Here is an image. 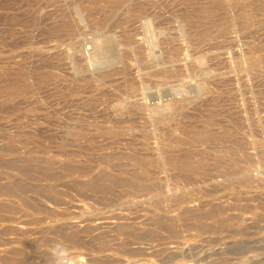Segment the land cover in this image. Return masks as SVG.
Returning a JSON list of instances; mask_svg holds the SVG:
<instances>
[{
  "label": "rangeland",
  "instance_id": "rangeland-1",
  "mask_svg": "<svg viewBox=\"0 0 264 264\" xmlns=\"http://www.w3.org/2000/svg\"><path fill=\"white\" fill-rule=\"evenodd\" d=\"M0 264H264V0H0Z\"/></svg>",
  "mask_w": 264,
  "mask_h": 264
},
{
  "label": "bare ground",
  "instance_id": "bare-ground-1",
  "mask_svg": "<svg viewBox=\"0 0 264 264\" xmlns=\"http://www.w3.org/2000/svg\"><path fill=\"white\" fill-rule=\"evenodd\" d=\"M106 42H107V40H106ZM106 42H104L105 43V45H106ZM103 43V44H104ZM109 43L111 44V42L109 41ZM109 43H107V44H109ZM113 43V42H112ZM102 46V45H101ZM99 47V46H98ZM97 47V48H98ZM108 47H113V46H111V45H107V48ZM94 48H96V47H94ZM96 48V49H97ZM106 48L104 47V46H102V47H99L97 50L98 51H103V50H105ZM114 49V48H113ZM113 49H112V53H113ZM108 50V49H107ZM109 51H110V49H109ZM109 51L108 52H105V53H107V54H109ZM115 51V50H114ZM97 53H99V52H97ZM105 53H103L104 54V56L106 55ZM111 53V56H113V54ZM99 54H102V53H99ZM108 56H110V54L108 55ZM115 59V58H114ZM105 61V60H104ZM110 61V60H109ZM112 62V61H111ZM173 162V161H172ZM175 162V161H174ZM179 162V161H178ZM178 162H176V163H178ZM182 162V161H181ZM175 165V164H174ZM180 165V164H179ZM26 166V165H25ZM81 169V168H80ZM80 169H78V170H80ZM87 169V168H86ZM241 177V176H240ZM99 178V177H98ZM103 178H105V177H103ZM103 178H101V179H103ZM242 178V177H241ZM246 179V178H245ZM22 186V185H21ZM8 188V187H7ZM23 189V188H22ZM22 192V191H21ZM203 212V211H202ZM201 214V213H200ZM193 216V215H192ZM203 216V215H202ZM188 217V216H187ZM194 217V219H195V215L193 216ZM197 219L199 218V217H196ZM85 230V229H84ZM81 232V231H80ZM82 233V232H81ZM69 236V235H68ZM68 241V240H67ZM74 241V240H73ZM88 244V243H87ZM93 246V245H92ZM95 248V247H94ZM167 256V255H166Z\"/></svg>",
  "mask_w": 264,
  "mask_h": 264
}]
</instances>
